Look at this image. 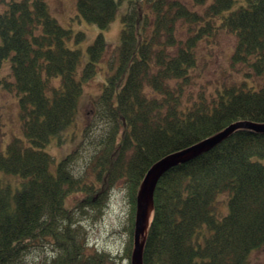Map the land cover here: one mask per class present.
<instances>
[{"label":"trees","instance_id":"trees-1","mask_svg":"<svg viewBox=\"0 0 264 264\" xmlns=\"http://www.w3.org/2000/svg\"><path fill=\"white\" fill-rule=\"evenodd\" d=\"M120 1L76 0V8L104 28ZM127 4L115 68L83 129L84 144L93 150L90 171L77 174L73 163L80 150L51 169L52 156L43 146L73 122L82 80L103 53V34L87 46L90 58L77 78L80 49L66 45L71 30L49 12L46 1L0 0V66L8 59L11 67L0 84L18 95L23 133L2 149L0 112V264H25V254L44 242L52 254L42 264H117L116 255L88 248L76 209L99 211L120 181L131 206L132 234L136 192L155 160L235 120L264 122V81L254 88L243 78L209 95L192 87L194 72L200 73L195 47L214 40L219 28L235 35L231 68L264 79V0ZM183 27L185 34L178 35ZM82 35L78 31L75 38ZM75 192L82 196L68 204ZM263 244L264 131L237 128L158 179L143 264H247Z\"/></svg>","mask_w":264,"mask_h":264},{"label":"rangeland","instance_id":"rangeland-1","mask_svg":"<svg viewBox=\"0 0 264 264\" xmlns=\"http://www.w3.org/2000/svg\"><path fill=\"white\" fill-rule=\"evenodd\" d=\"M49 12L57 21L71 30V35L65 40L70 48L80 49V59L76 66V76L79 78L85 63L89 60L87 46L92 43L99 32H102L105 47L101 57L95 62V71L90 77L82 80V90L78 97L77 111L73 122L65 126L59 134H53L49 141L43 146L52 156L51 169L55 167L57 161L64 157L71 150H80L79 156L73 163L74 171L77 174L89 173V157L93 152L90 144L83 143V128L93 114V100L100 92L102 84L106 80V75L112 72L117 62L116 46L118 45L121 28L122 15L127 10V0L118 2L114 17L104 28H100L94 21H90L81 16L76 8V0H45ZM201 12L203 7L196 6ZM82 31L81 38L76 39L75 33ZM185 29L179 28L178 35H183ZM235 35L231 32L219 28L214 40H200L195 47L197 64L199 62L200 73L193 74V89H203L205 95L215 93L217 87L224 83H232L246 79L254 86L260 87L264 79L251 75H242L241 71L233 70L230 66V57L234 48ZM11 73L10 61L3 60L0 66V75ZM263 76V75H262ZM53 83L58 84L59 78L53 77ZM0 112L3 122V135L1 148L4 149L6 143L14 136L23 138V133L18 116V95L7 91L0 84ZM83 143V144H81ZM1 172L0 171V175ZM4 173V172H3ZM14 175V174H11ZM15 176H17L15 174ZM1 177V176H0ZM10 181L16 182L15 177H8ZM95 184L98 180L93 178ZM91 192L87 196H91ZM81 193L75 192L68 196L67 203L75 204ZM105 203L99 211L85 207L86 211L76 209V223L81 224L85 233V243L88 248L104 250L116 255L117 264L129 262V254L132 248L131 233V206L128 202L126 189L122 182H117L108 191ZM226 211V209H225ZM52 254V246L47 242L35 246L24 256L25 264H42L45 257ZM247 264H264V244L254 249L249 255Z\"/></svg>","mask_w":264,"mask_h":264},{"label":"water","instance_id":"water-1","mask_svg":"<svg viewBox=\"0 0 264 264\" xmlns=\"http://www.w3.org/2000/svg\"><path fill=\"white\" fill-rule=\"evenodd\" d=\"M241 127L264 131V122L235 120L213 134L162 155L148 167L140 181L135 197L133 247L130 254V264H143L142 251L144 237L152 216L154 189L160 176L171 167L186 162L201 152L209 150L226 138L233 130Z\"/></svg>","mask_w":264,"mask_h":264}]
</instances>
